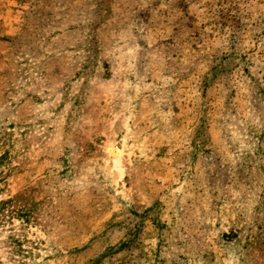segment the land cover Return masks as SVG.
<instances>
[{
  "label": "rangeland",
  "instance_id": "obj_1",
  "mask_svg": "<svg viewBox=\"0 0 264 264\" xmlns=\"http://www.w3.org/2000/svg\"><path fill=\"white\" fill-rule=\"evenodd\" d=\"M0 264H264V0H0Z\"/></svg>",
  "mask_w": 264,
  "mask_h": 264
},
{
  "label": "bare ground",
  "instance_id": "obj_2",
  "mask_svg": "<svg viewBox=\"0 0 264 264\" xmlns=\"http://www.w3.org/2000/svg\"><path fill=\"white\" fill-rule=\"evenodd\" d=\"M109 152H111V154H112V160H113L114 166L118 168L120 166L121 152L119 150L113 149V148H110Z\"/></svg>",
  "mask_w": 264,
  "mask_h": 264
},
{
  "label": "trees",
  "instance_id": "obj_3",
  "mask_svg": "<svg viewBox=\"0 0 264 264\" xmlns=\"http://www.w3.org/2000/svg\"><path fill=\"white\" fill-rule=\"evenodd\" d=\"M231 57L233 56V51L229 54ZM228 55V56H229ZM227 55L219 57V59L217 60L219 63H225V60L228 58Z\"/></svg>",
  "mask_w": 264,
  "mask_h": 264
}]
</instances>
